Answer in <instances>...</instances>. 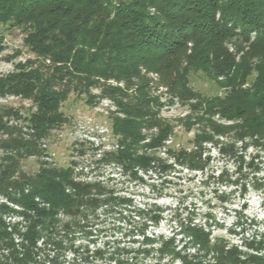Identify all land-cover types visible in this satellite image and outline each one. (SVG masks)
<instances>
[{
    "label": "trees",
    "instance_id": "trees-1",
    "mask_svg": "<svg viewBox=\"0 0 264 264\" xmlns=\"http://www.w3.org/2000/svg\"><path fill=\"white\" fill-rule=\"evenodd\" d=\"M0 22L18 28L34 54L0 76V96L28 99L35 108L19 127L8 125L9 112L0 110V199L19 208L0 202V264H43L38 243L49 244L59 228L69 231L99 209L130 201L113 196L100 181L82 180L73 165L44 160L33 174L22 169L21 161L42 156L39 142L67 121L61 105L71 91L93 100L97 96L89 91L98 88L116 107L115 147L103 151L98 163H113L139 179V172L178 166L237 188L242 197L248 179L254 189L264 186L250 178L260 170L256 160L264 149V0H0ZM193 73H202L220 92L194 90ZM158 86L168 103L188 105L184 129L198 126L185 145L166 146L174 126L161 115L165 104L153 93ZM165 146L162 158L157 152ZM212 149L232 168L205 173ZM160 212L138 211L152 225L160 222ZM15 216L19 222L6 221ZM147 227L144 222L134 251L155 253L154 264H264L263 239L247 241L252 252H243L189 220L179 226L186 241L178 247L175 233L155 237ZM137 263L113 252L102 264Z\"/></svg>",
    "mask_w": 264,
    "mask_h": 264
},
{
    "label": "rangeland",
    "instance_id": "rangeland-1",
    "mask_svg": "<svg viewBox=\"0 0 264 264\" xmlns=\"http://www.w3.org/2000/svg\"><path fill=\"white\" fill-rule=\"evenodd\" d=\"M22 38V32L11 26L10 22H0L1 77L14 72L15 63L34 58V54L23 45ZM148 76L156 78L153 73ZM190 85L206 96L220 92L216 84L202 73L191 74ZM89 92L97 97L90 100L85 93L79 95L71 91L68 94L61 105L67 121L52 129L49 135L39 142L38 147L43 150L42 156H30L21 161L22 169L33 174L44 160L56 166L73 165L75 174L82 172L79 175L82 180L100 181L113 196L130 201L117 204L107 211L99 209L97 216L89 217L69 231L64 232L59 228L52 235L49 244L38 243L40 263L102 264L113 252H118L123 254L129 263L136 261L137 264H154L155 253L152 256H143L134 251L141 246L139 230L144 222L148 225V235L167 238L175 233L178 247L186 241L184 235L178 231L179 226L189 220L209 228L212 239H223L228 247L235 246L243 252H252L246 246L247 241H264V186L254 189L250 179L248 191L242 197L237 188L221 184L213 178L206 179L205 174L189 172L178 166L175 170L164 172H139V179L122 172L113 163H98L103 151L115 147L116 137L111 132V112L115 111L116 107L109 98L100 96L98 88H91ZM153 93L160 96V100L165 104L161 115L174 126V134L166 142V146L185 145L198 130L197 125L192 126L190 131L184 129L182 119L189 114L188 105L176 100L168 103L169 96L163 87H153ZM0 110L9 112L4 117L8 125L19 127L26 126L27 122L22 118L27 117L35 108L28 99L0 96ZM12 113L21 118L16 119ZM25 126L21 127V130L27 135L30 130ZM4 138L0 133V139ZM166 146L157 152L162 158H167ZM2 153L0 149V155ZM248 153L252 155L254 151L249 149ZM259 156L256 161L260 170L250 174V178L256 176L264 184V149L259 150ZM224 165L232 168L229 160L218 157L212 149L211 160L205 173L216 174ZM222 196L225 197L221 198ZM0 202L19 209L4 199H0ZM146 208L160 209L162 217L158 225H152L146 215L138 213L140 209ZM9 219L11 223L20 220L16 216L6 218V221ZM15 240L17 241L16 238Z\"/></svg>",
    "mask_w": 264,
    "mask_h": 264
}]
</instances>
